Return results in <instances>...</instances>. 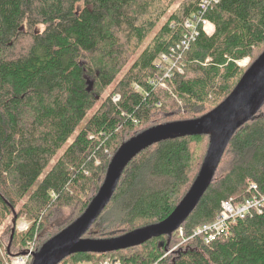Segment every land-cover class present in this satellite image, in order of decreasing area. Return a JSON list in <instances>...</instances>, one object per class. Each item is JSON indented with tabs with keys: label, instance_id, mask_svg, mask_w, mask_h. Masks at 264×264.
Here are the masks:
<instances>
[{
	"label": "trees",
	"instance_id": "1",
	"mask_svg": "<svg viewBox=\"0 0 264 264\" xmlns=\"http://www.w3.org/2000/svg\"><path fill=\"white\" fill-rule=\"evenodd\" d=\"M174 1L0 0V226L13 217L10 241L13 209L16 226L23 216L30 221L24 232L15 226L8 256L39 251L79 218L124 142L148 128L211 112L247 71L239 62L252 64L264 52V0H220L203 14L214 33L199 27L188 50L159 64L198 13L199 0H185L81 127ZM173 63H181L183 73ZM88 79L94 81L92 92ZM209 143L205 135L182 137L141 152L84 237H119L166 219L190 190ZM252 184L264 192V107L232 138L182 236L179 229L138 247L76 254L60 264H264V212L237 221L228 238L211 244L193 236L216 219L223 201L248 198ZM0 264H6L1 255Z\"/></svg>",
	"mask_w": 264,
	"mask_h": 264
},
{
	"label": "water",
	"instance_id": "2",
	"mask_svg": "<svg viewBox=\"0 0 264 264\" xmlns=\"http://www.w3.org/2000/svg\"><path fill=\"white\" fill-rule=\"evenodd\" d=\"M25 31V27L21 28ZM94 81L88 79L87 91ZM99 100L100 97H96ZM264 107V52L248 67L233 92L204 116L186 121L160 124L124 142L113 156L104 183L84 213L32 254V264H60L69 256L106 254L141 246L161 236H172L187 221L210 188L222 158L236 132ZM209 136L210 143L201 169L185 197L161 222L136 229L125 235L94 239L84 237L112 200L128 165L141 152L163 141L182 137ZM13 234L17 221L13 209ZM25 253H23L24 255Z\"/></svg>",
	"mask_w": 264,
	"mask_h": 264
},
{
	"label": "built area",
	"instance_id": "3",
	"mask_svg": "<svg viewBox=\"0 0 264 264\" xmlns=\"http://www.w3.org/2000/svg\"><path fill=\"white\" fill-rule=\"evenodd\" d=\"M219 2L220 0H199L198 13L185 22L186 32L183 38L176 48H171V55H162L160 64L169 62L180 51L188 50L199 35V27H202L205 32L207 31L209 20L204 18L203 14ZM173 65L175 66L176 63H173ZM177 68L180 72H183L182 66H177ZM170 74V72H167L166 75L169 76ZM159 87H163V84H160ZM119 98L120 96L116 95L114 101H118ZM249 189L251 195L241 203L236 204L233 200L223 201L216 219L212 223L198 227L193 236H200L206 244H211L219 238H228L231 235L232 225L237 221L246 219L254 214H262L264 212V192L260 191L256 184L250 185ZM180 232L182 236L181 228ZM32 254L33 249H30L27 254L15 257L12 264H27V261L32 258Z\"/></svg>",
	"mask_w": 264,
	"mask_h": 264
},
{
	"label": "rangeland",
	"instance_id": "4",
	"mask_svg": "<svg viewBox=\"0 0 264 264\" xmlns=\"http://www.w3.org/2000/svg\"><path fill=\"white\" fill-rule=\"evenodd\" d=\"M185 2V0H175L174 3L172 4V6L170 7V9L168 10L167 14L164 15V17L161 19L160 23L157 25L156 29L154 30V32L149 36V38L146 40V42L143 43V45L135 52V54L129 59V61L127 62V64L125 65V67L121 70V73H119V75L117 76L115 82L113 83V85L111 87H109L103 94L102 98L98 101V103L96 104V106L90 111V113L88 114V117L85 119V121L81 124V127H83L87 120L94 114V112L101 106L102 101L109 95L111 94V92L114 90L115 86L118 84V82L124 77V75L128 72V70L131 68V66L136 62V60L139 58L140 54L142 53V51L145 49V47L150 43V41L152 40V38L154 37V35L160 30V28L163 26L164 22L170 17V15L174 12H178L181 7L182 4ZM207 34L212 35L214 33L213 28L211 26H207ZM243 61H246L244 63H242ZM241 62H239L240 66L242 67H249L251 64V60L250 59H246L243 60ZM179 66H181V63L179 64ZM183 69V68H182ZM183 73V72H182ZM139 84L135 85V90L139 89L140 87L138 86ZM164 89V88H163ZM162 89V90H163ZM173 97L176 98V96H174L172 90L170 89L169 91ZM120 96V95H119ZM178 101V100H177ZM76 135V133H75ZM75 135H73V137L69 140V142L64 146V148L59 151V153L57 154V156L54 158V160L52 161L51 165L49 166V168L45 171V173L39 178L38 182L33 186L31 192L25 197V199L22 200V202L19 205V208L27 201L28 197L30 196V194L38 187L39 183L42 181V179L44 178V176L47 174V172L51 169V167L54 165V163L58 160V158L64 153V151L66 150L67 146L72 142V140L74 139ZM18 211V210H17ZM12 216L9 217L7 220H5L3 222V224L0 226V255L4 258L6 264H12V261L14 260L15 257H10L7 255V249H8V245L10 243V241H8V237H7V230L8 227H11V221H12ZM30 225V221L28 220L27 216H23L22 218L19 219L18 221V225L17 230L19 232H24L29 228ZM21 251V250H20ZM17 257V256H16ZM81 264H94L92 262H84Z\"/></svg>",
	"mask_w": 264,
	"mask_h": 264
},
{
	"label": "crops",
	"instance_id": "5",
	"mask_svg": "<svg viewBox=\"0 0 264 264\" xmlns=\"http://www.w3.org/2000/svg\"><path fill=\"white\" fill-rule=\"evenodd\" d=\"M210 26L213 28V31L215 30V27L213 26V24H210Z\"/></svg>",
	"mask_w": 264,
	"mask_h": 264
},
{
	"label": "bare ground",
	"instance_id": "6",
	"mask_svg": "<svg viewBox=\"0 0 264 264\" xmlns=\"http://www.w3.org/2000/svg\"><path fill=\"white\" fill-rule=\"evenodd\" d=\"M160 60V59H159ZM244 62H246V61H243L242 63H244ZM159 63V62H158ZM160 64V63H159ZM34 253V252H33ZM25 254H27V253H25Z\"/></svg>",
	"mask_w": 264,
	"mask_h": 264
}]
</instances>
